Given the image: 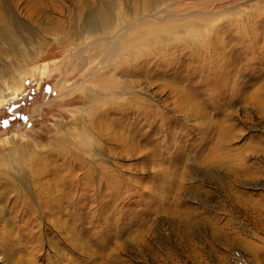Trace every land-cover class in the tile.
Wrapping results in <instances>:
<instances>
[{
    "label": "rangeland",
    "instance_id": "374dc122",
    "mask_svg": "<svg viewBox=\"0 0 264 264\" xmlns=\"http://www.w3.org/2000/svg\"><path fill=\"white\" fill-rule=\"evenodd\" d=\"M26 1L0 6V264H264V0H88L114 3L109 33L94 36L66 27L85 0H33L32 11ZM141 16L190 21L194 30L166 31L162 45L142 47L133 61L120 57L110 73L116 88L99 85L121 50L92 59L84 49L94 38L116 43L118 25ZM186 99L190 107L178 105ZM66 133L68 148L60 144ZM55 150L69 165L82 153L111 185L89 192L56 182L68 169L52 164ZM25 154L31 164L20 168ZM210 166L212 177L202 178ZM219 166L237 178L224 188ZM244 201L258 205L256 225ZM175 217L195 228H171ZM211 227L234 246L211 238Z\"/></svg>",
    "mask_w": 264,
    "mask_h": 264
},
{
    "label": "bare ground",
    "instance_id": "6f19581e",
    "mask_svg": "<svg viewBox=\"0 0 264 264\" xmlns=\"http://www.w3.org/2000/svg\"><path fill=\"white\" fill-rule=\"evenodd\" d=\"M28 1V2H27ZM26 2H27V4H28V6H29V8H30V11H32L34 8H35V6L34 5H32L33 7L31 8L30 7V3L33 1V0H27ZM74 1V2H73ZM78 0H72L71 1V3L73 2V3H76ZM86 2H84L83 4H78V6H76V7H74L73 8V11L71 12V13H73V16H71L70 18H69V20H68V22H67V24H66V27H68V26H70V28L69 29H71V28H75V27H77L78 25H82L83 27H84V32H85V34L86 35H91V36H94V35H97L98 33H101L102 32V34H104V35H106L107 33H109V31H110V29H111V25H112V19H111V11L114 9V0H113V2H110V1H108V2H102V3H100V4H98V3H96V5L95 6H92V5H89L87 2H88V0H85ZM105 1V0H104ZM157 2H159L160 0H156ZM83 2V1H82ZM152 2V1H151ZM155 2V1H154ZM78 3V2H77ZM153 5V4H152ZM0 6H3V0H0ZM151 6V5H150ZM60 10L61 9H66L65 8V6L63 5V4H61L59 7H58ZM110 8H111V11H110ZM134 8H135V6H134ZM4 9V8H3ZM121 10V9H120ZM9 11V10H8ZM76 12H78V14L76 13ZM123 9L121 10V17H122V14H123ZM70 13V12H69ZM126 13V12H125ZM124 15V14H123ZM121 20H122V23H123V21L125 20V18H120ZM194 19H195V17H194ZM202 19V18H201ZM208 19V18H207ZM206 19V20H207ZM205 20V19H204ZM17 21V20H16ZM14 22V25H16V27H24L25 29H30L29 27H27L26 25H24V23L23 22H20V21H17V22ZM126 21V20H125ZM135 21H138L137 23H135ZM133 23H131V24H127V25H118V33L119 34H121V37H120V39L116 42V43H114V41L110 38V40L112 41H109V39H108V37H102V38H94V39H92V41L90 42V44H89V49H84L85 51L87 50V51H89V54H90V58H92V59H95V58H97L99 55H101V53L103 52V51H106V50H108L109 48H111V47H119L120 48V52L118 53V56L116 57V58H113V59H111L112 60V64H110V67L108 68V71H107V73H108V75L107 76H105L104 77V79H103V77L101 76V77H99L98 79V84L99 85H101V86H104L106 83L108 84V82L111 84V86L112 87H115V84H113L114 82H113V80H111V78H110V73H111V71H112V69H113V67H114V65H115V63L116 62H118V61H120V57H125L126 56V59L128 60H132L133 61V59H136V58H138V57H140V56H142L144 53H143V48L142 47H144V46H146V45H149V46H158L157 44H159V45H162V37H160L162 34H164L166 31H177L178 29H182V28H180L181 26H183V27H185V29H188L189 28V30L191 31L190 32V34L189 35H191V33H192V31L194 30L193 29V26H191L192 24L190 23V21H185V23H184V25H181L180 23H177V24H175V23H173L172 21L171 22H164V21H162V20H155V21H151V20H147V19H145L144 17H140V19H138V20H135ZM196 21V20H195ZM193 22V21H192ZM66 23V22H65ZM57 23H55V25H56ZM78 24V25H77ZM60 24H57V27L58 28H60L61 27V25L59 26ZM63 25V24H62ZM65 25V24H64ZM65 27V26H64ZM195 27V26H194ZM196 30V29H195ZM65 31V30H64ZM75 31V30H74ZM131 31V34H129V32ZM197 31V30H196ZM200 31V30H199ZM198 31V32H199ZM9 32V31H8ZM29 33H31L30 31H28ZM77 32V31H76ZM126 32H127V34H126ZM200 33V32H199ZM74 34V33H73ZM129 34V35H128ZM196 35H194V37H195ZM198 37V36H197ZM6 38V36L4 37V39ZM200 40V39H197V38H194V40ZM203 39V38H202ZM63 43V42H62ZM148 47V46H147ZM155 47H153V49H154ZM150 49H152V48H150ZM129 51H131V52H129ZM78 51H75V52H72L73 54H72V62L74 63V64H78V65H80L82 62H84V57H83V55L82 54H80V53H77ZM146 52V51H145ZM86 57V56H85ZM87 59H89V58H87ZM90 60V59H89ZM118 68L120 69L121 68V66H118ZM115 70V69H114ZM113 70V71H114ZM122 70V69H121ZM123 72V71H122ZM218 72V71H217ZM119 73H121V71L119 72ZM118 83V82H117ZM127 83V82H126ZM123 84V83H122ZM128 84H130V83H128ZM127 84V85H128ZM168 84V83H167ZM118 85V84H117ZM109 86V85H108ZM120 87H121V85H120ZM116 88V87H115ZM125 88H127V86L125 87ZM104 89H107V88H104ZM122 91H124V89H121L120 91H119V89H117L114 93H116L117 92V94L118 95H124L123 93H122ZM179 91V90H178ZM107 92V90H105L104 92H101V94H105ZM110 92V91H109ZM96 95L94 96V99L93 100H97L96 99ZM109 99V98H108ZM107 98H106V100H108ZM111 99V98H110ZM190 100V99H189ZM189 100H187L186 99V101L185 100H182L178 105L179 106H191L193 103L192 102H190ZM194 101V100H193ZM97 103V102H96ZM95 103H93V105L91 106V107H94L95 105H94ZM179 108V107H178ZM107 115H105V117H106ZM68 133H66L65 135H63V137H61L60 138V144L61 143H63L67 148H68V146H69V139H68ZM82 138H81V140H80V144H79V149H81L82 147H83V143L85 142V141H87V138H88V135L87 134H82V136H81ZM128 138H129V140H132V141H134V139H133V137H131L130 135L128 136ZM127 141V140H126ZM120 142H122V141H120ZM135 142V144L137 143L136 141H134ZM131 144H133V142L131 143ZM135 144H133V145H135ZM138 144V143H137ZM137 144H136V146H137ZM126 146V145H125ZM129 146H130V144H129ZM135 147V146H134ZM19 148H21V147H19ZM72 148V147H71ZM139 148H142L141 146L139 147ZM29 149V148H28ZM128 149V148H127ZM136 149V148H135ZM25 150H26V148H25ZM31 150V149H30ZM141 150V149H140ZM138 151V150H137ZM54 153H57V154H52L51 155V159H52V164H54V163H56L57 162V160H61V163H60V165H61V167L62 166H65V167H67V173L66 174H63L62 176H59V175H55V176H57L56 178L57 179H59V180H56V182H59V181H61V180H64V178H66V181L68 180V184H69V186H70V189H71V191L72 190H74V189H84V190H88L89 192H90V190H93L94 191V188H100V189H103V188H101V187H105V188H108L111 184L110 183H112V181L113 180H111L110 178H109V180H108V177H110V175L107 177V175H106V178H100L99 177V179L97 178L96 179V170L97 171H99V173L100 174H98V175H103L102 174V172L104 171V169H103V167H98V165L97 164H88V163H86V161L84 160V158L82 157V153H77L78 155H76L75 154V156L72 158V161H73V163H74V165H69L70 164V162L69 161H65V158H64V154H61V153H59L58 151H53ZM52 152V153H53ZM71 152L72 153H75L74 151H73V148H72V150H71ZM81 152V151H80ZM127 152V151H126ZM132 152H133V150H132ZM134 153V152H133ZM132 153V154H133ZM226 153V152H225ZM11 154H12V151H11ZM70 154V153H69ZM68 154V155H69ZM228 154H230L229 152H228ZM71 156V155H70ZM69 156V157H70ZM218 156V155H217ZM229 156V155H228ZM39 157V156H38ZM66 157V156H65ZM219 157H221V159H223V160H225L226 161V158H227V156H226V158H224V154L222 155V156H219ZM219 157H218V159H219ZM231 157H232V155H231ZM71 158V157H70ZM229 159V158H228ZM231 159V158H230ZM18 161H20V163H21V165H20V168L23 166V165H25L26 164V162L27 163H30V162H28V158H27V156H26V154H25V156H21V158L19 157L18 159H17ZM44 160H45V158H44ZM48 160V159H47ZM26 161V162H25ZM94 162V161H93ZM92 162V163H93ZM218 162V161H217ZM229 162H230V160H229ZM95 163V162H94ZM142 163V162H141ZM31 164V163H30ZM144 164H146V163H144ZM226 164V163H225ZM224 164V165H225ZM46 165V164H45ZM97 165V166H96ZM141 165V164H140ZM214 165V164H213ZM223 165V164H222ZM45 167V166H44ZM47 167V166H46ZM230 167H231V165H230ZM31 168V167H30ZM54 169H58L59 168V166H55V167H53ZM139 168H141V167H139ZM152 168V167H151ZM235 168V167H234ZM27 169V168H26ZM74 169H79V170H81V171H85V173L83 174L84 176L82 177H80V176H78L77 174H76V172L75 173H73V170ZM201 169H203L202 170V173H201V176H202V178H211L212 176H211V173L212 172H214L215 171V168L213 167V168H211V166L209 167V168H201ZM219 169H222V171H223V174L225 173L226 175H224L223 177H225L221 182H220V186H223V188H224V186H226L225 184H228V182L226 181L227 179L226 178H229L230 179V181L231 180H234L235 178H236V175H235V173L233 172L232 173V171L227 167V168H225V166L224 167H220L219 166ZM19 170V169H18ZM30 170V169H29ZM49 170V169H48ZM48 170H46L45 168H44V170H43V172L45 171L46 173L48 172ZM137 170V169H136ZM76 171V170H75ZM1 174H3V173H0V175ZM57 174H59V173H57ZM28 174H27V172L26 171H23L19 176V179L21 180V182L23 183V186L25 187V183L27 182V180L29 181L30 180V178H29V175L27 176ZM66 175H67V177H66ZM77 175V176H76ZM4 176V175H3ZM120 177V176H119ZM112 178V177H111ZM217 178V177H216ZM80 179H84V180H87V182L86 183H83V180L82 181H80ZM201 179V178H200ZM237 179V178H236ZM79 181V183H81V184H76L75 186H72L73 185V183L75 182V181ZM120 180V179H119ZM66 181H64V182H66ZM77 181V182H78ZM212 181V180H211ZM227 182V183H226ZM59 183H61V182H59ZM11 184H12V186H13V184H14V181H12L11 180V182L8 184V187H11ZM27 184V183H26ZM41 184H43V182L41 183ZM66 184V183H65ZM93 184H95V185H93ZM168 184V183H167ZM50 185V184H49ZM61 185V184H60ZM79 185H81V186H79ZM59 186V185H58ZM72 186V187H71ZM95 186V187H94ZM16 187H17V184H16ZM112 187V186H111ZM228 188V187H227ZM40 189H42V193L43 194H46L47 195V197H48V203H49V200H51L52 198H53V195H52V192L50 191V190H48L49 189V187H48V185L47 184H44V185H42L41 186V188ZM19 190H20V187H19ZM53 190V189H52ZM229 190V189H228ZM110 191V190H109ZM224 191H225V189H224ZM92 192V191H91ZM76 193V192H75ZM94 193V192H93ZM93 193H91L90 194V197H88L87 199H89V200H91V199H93L94 197H93ZM227 195V194H226ZM225 195V196H226ZM235 196V195H234ZM56 197H58V196H56ZM232 198H234V200H232V201H234V203H236V198L235 197H232ZM231 199V198H230ZM43 200H45V199H43ZM238 200V199H237ZM252 200V199H251ZM53 201V200H52ZM55 201V200H54ZM46 201H45V203H47ZM58 202V201H57ZM47 203V205H49ZM228 203H230V201L228 202ZM242 204L244 203V208L247 210V209H249L248 211H249V213L250 212H252V222H253V224H255V223H258L257 221H258V217H256L255 218V216L257 215V213L259 214V213H261V211H264V206H263V209L261 210V211H259L256 207H258V205H252V207H250V208H246L245 207V204L247 203L246 201H244V202H241ZM231 204V203H230ZM238 204V203H237ZM251 204V203H250ZM252 204H253V202H252ZM50 206V205H49ZM232 206H235V205H232ZM242 206V207H243ZM248 206V205H247ZM235 208V207H234ZM241 208V207H240ZM240 208H238V210L240 211V212H242L241 211V209ZM237 210V211H238ZM244 210V209H243ZM236 211V210H235ZM51 212V216H53V218L55 219V220H57L56 218H58L57 216H58V213L57 212H52V211H50ZM174 214V213H173ZM243 214H244V212H243ZM247 215V214H246ZM255 215V216H254ZM261 215V214H260ZM250 216V215H249ZM6 220V219H5ZM171 221V228H173V229H175L176 228V230L177 229H179L180 227H183L184 229H182V234H187V231L189 232V230H190V227L191 228H193L194 226L192 225V223H189L188 221H184V220H181L180 218H178V217H175L174 219H170L168 222H170ZM194 222H196V221H194ZM261 222L263 223V221L261 220ZM56 223V222H55ZM195 224V223H194ZM256 225V224H255ZM195 228V227H194ZM193 228V229H194ZM212 228V227H211ZM170 230V229H169ZM8 231H10V229L8 230ZM181 234V233H180ZM210 234H211V238L213 237L215 240H217V241H224V242H227V243H229V244H227V245H229V246H231V248H232V246H234V241L233 240H231V239H229L228 237H227V235L226 236H224V235H222L221 234V232L220 231H218V228L217 227H213L212 228V230L210 231ZM182 236H184V235H182ZM186 238V237H185ZM231 238V237H230ZM180 243V242H179ZM136 244V243H135ZM138 244V243H137ZM182 244H184V243H182ZM128 246H129V244H127ZM132 245V244H131ZM139 245H144V242H141ZM131 248V247H130ZM141 248V247H140ZM190 251H192V250H190Z\"/></svg>",
    "mask_w": 264,
    "mask_h": 264
}]
</instances>
